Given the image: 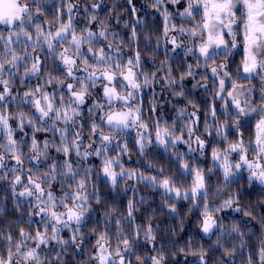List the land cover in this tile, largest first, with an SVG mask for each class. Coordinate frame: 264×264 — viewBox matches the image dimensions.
<instances>
[{
	"label": "clouds",
	"instance_id": "clouds-1",
	"mask_svg": "<svg viewBox=\"0 0 264 264\" xmlns=\"http://www.w3.org/2000/svg\"><path fill=\"white\" fill-rule=\"evenodd\" d=\"M21 4H27L29 7L32 8V19L29 20L27 23L34 29L33 39L31 41V45L25 48V38L27 33H22L19 37V41L15 44H19V47L11 46L7 51L4 49L0 51V65H3L8 69V71H4L2 75H0V85H3L4 82H7V87L9 89H13L16 87L15 83V76H19L20 85L25 86V80L29 77L32 78H40L43 83L39 84L38 86L34 87H27L23 93H17L16 95L11 94L10 97H7L4 101H0V116H3L8 122L9 125L10 121L15 120L17 127H12V134L13 138H15L17 132H21L24 135L20 137L19 140L16 139V144L11 147L9 146L8 137L6 132L2 127H0V182L8 181L9 186L12 190L13 196H20L19 193L24 191L25 188L31 187L27 184V180H23L20 184H16L15 180L17 176L21 177H31L35 183L41 184L45 193L52 190L54 184L60 185V192L61 195L56 196V203H57V211L63 212L64 209L59 205L62 203H67L69 206H73V201L71 200V196H73L76 192H80L81 197H87V203L84 205V219L81 224H70L66 228H62L63 230H68L72 237H76V244L79 245V242H82L86 236V233L82 231V228L86 222V219L89 216L90 212H94V205H104L105 198L102 197L99 192L97 191V181L93 180V172L94 169L92 166L88 165L87 160L90 156H96L95 152L93 151V145L95 144V149L100 151L102 154L99 156L101 162L105 159L111 160L115 165L116 172L119 174L121 171L124 172L123 176H120V182L116 185H113L109 180L106 183L109 184L113 193H116L118 185L122 191L126 192L129 185L128 181L133 179H139L141 175L147 177V179L142 180L141 182H147L149 186L155 190L159 187V182L154 185L151 182V174H145L141 172L139 168H127L124 166L122 161V157L119 153L127 154L129 152V146L127 144V133L129 130H133L136 132L143 133L144 140H143V149L138 145L140 154L144 157L145 162L149 168L156 169L157 172H161L163 169L164 176H168L171 178L172 182L175 183L177 187L180 188L181 192H188L189 195L187 198L181 197L180 199L175 198L172 195L166 194L163 190V197L165 206L170 210L171 214L176 215L179 217V210L177 207V202L179 200H183L189 202V209L188 212L190 213L192 209L201 206V196H203V203H202V213L207 205L209 207V202H216L215 206L211 208L212 215L233 207L239 204L237 200L238 189L235 188L234 182L238 180V174L241 170H237L235 165L239 163V157L237 153L231 151V145L243 143L244 149L247 150V156L255 160L257 153L254 151L256 148L255 144V136H250L245 138L243 133L241 132V125L240 121L246 116H250L255 114L256 122L264 118V73L258 74V79L260 81V101L257 103H253L252 99V91L253 87L249 84L248 87L244 89H240L239 87L236 90V94L238 95L240 101H242V106L245 107L246 113L244 115L240 114L237 110L229 111L226 107L224 109L225 115L224 118H220L217 114L213 115L212 110L209 109L208 111V119L205 120L202 129L198 127L197 120L194 119L200 110V105L195 101L194 98H190L189 94L185 88V86L181 83L187 75L185 72L182 74L179 79L172 75V68L169 65L168 59H164L160 61V68L158 71L164 70L165 74L161 77H157L155 72H147L142 70V62L139 60V64L135 63L137 53L132 56L125 58L124 56V49H131L135 52L136 43L138 39V33L136 31L131 32V37L127 43L123 40L122 37L117 36L113 32H109V24L108 20L101 19L98 14L89 13L88 14V22L91 24L92 22L99 23V31L95 32V38L91 43L86 42L81 49L80 55L76 56V54L72 51L65 53L67 55L74 56L75 59L78 61H82L77 63L75 70L72 73V76L67 74V69L64 66V73L61 75H53L52 71H45L41 74L40 66L37 69L33 68V58L32 54L34 52H39L43 50L44 45L42 42L37 43L35 33L40 31L41 26L43 27L41 22L36 20L37 14L36 9L33 6V0H20ZM52 0H40V12L43 13V3H51ZM62 3H66L67 0H61ZM102 0H94L92 3V7L94 5H99ZM170 3V0H162L159 5L154 4L153 0L149 4L150 7H158L163 5L164 3ZM76 3H79V0H76ZM96 8V7H93ZM164 12V11H163ZM50 25H57L60 26V18L57 16L55 17L54 21L48 22ZM200 20L195 21L192 26H188L187 24H181L177 31L180 34L187 35L188 39L186 41H180L178 37L172 36L171 39H176V44L179 47L184 45V53L185 55H192L195 52L196 44H194L190 39L189 35L190 32L188 31L191 29L195 24H199ZM168 24L169 30L165 35H169L172 28V14L169 13L168 15ZM125 27L128 26L127 22L124 24ZM56 27V28H58ZM55 28V29H56ZM183 28L185 31L184 33L180 32V29ZM88 27H84L77 31V36L87 37ZM55 31V30H54ZM53 31V32H54ZM2 33V32H0ZM44 35L48 34L43 27ZM103 33V35H102ZM4 34V33H3ZM6 39L7 34H4ZM144 39L146 41L149 40V36L146 34ZM103 40L107 47L108 51L105 50L106 59L101 64L98 62L97 58L89 53L87 50L89 48L93 49V51L104 48L99 41ZM159 41L160 38L157 37ZM70 43H62L60 47L55 48L53 50L48 51L51 56L60 61V53L64 51V49H71ZM15 50L17 56L20 59V66L15 67L13 66L10 61L12 58V50ZM86 49V51H85ZM230 54L232 49L227 50ZM225 50L222 51V54L215 58L214 62L211 58L208 60L203 59L202 63H198L196 65H191V72L192 76H195V68H207L210 67L215 68L217 70V74L215 77L231 79V81H235L236 79L233 78L229 71L226 69L228 68L227 57L230 55L224 54ZM151 57L156 59V53L152 52ZM27 57V59H25ZM128 60H132L133 63V70L137 77V82L140 84V88L134 92L132 98H130L129 103L125 105L122 102L113 101L111 105H109L102 96H97L94 94V89L97 87L103 88V82L98 81L95 85H91L90 81L87 80L88 75L93 71L97 74L107 70L112 71L113 65L119 61L121 69L127 66ZM22 65V67H21ZM223 65V67H221ZM83 72V76H77L76 73ZM227 73V77H225L224 73ZM119 75V71L116 73ZM160 79L164 80L163 87L171 93L173 98L181 99L183 98L187 105L191 106V111L187 106H177L172 105L173 108L176 109L174 118L171 123L168 121H157L154 117L145 118L142 114V105L139 102V93L142 89L151 87L154 83H159ZM71 84L73 90L80 92L84 91L86 98L92 100V105L88 109V115H84L83 106L86 103V99L83 103H75L72 98V94L68 91V85ZM50 85H55L57 92L51 93L47 89ZM60 88H66L67 94L63 92H59ZM198 88H203L206 92L211 95L215 96L219 92V86L215 83L212 84V90L208 92L209 89V81L205 76L201 80H196V82L192 85L193 91ZM39 89V91H37ZM121 96H126L131 89L127 88L126 86L120 87L118 89ZM31 92L33 94L32 99H29L25 93ZM45 95L52 97V104L54 107V111L50 114L47 119H41V113L36 111L34 107L33 100L40 99L42 103L44 102ZM169 103H171L169 101ZM12 104L13 109H9L8 105ZM149 104L155 108L160 106L161 102L158 98H153L149 101ZM24 105H28V109L25 110ZM99 105L100 107H97ZM131 108L134 112L139 111L140 113V120L136 126L129 125L126 129H118L115 126H110L107 124V115L109 112H119V111H128ZM67 109L66 119L67 123L64 122V113ZM59 112L60 116H57L56 113ZM78 113V114H77ZM88 121V129L85 131L83 122ZM96 125V135L98 139H93V134L91 132L92 125ZM140 125H145L146 127H140ZM159 126L161 129L167 127L168 129V139L167 144L162 145L156 142V135L155 129ZM25 128H31V137L30 139H25L28 137V133L25 132ZM234 130L236 133L235 138L229 136V131ZM37 133H50L51 138L46 139L43 143L38 142L36 139ZM85 135H87V141L84 140ZM58 136V139L56 138ZM101 136H109L111 137L110 143H105L99 137ZM153 136L155 139V144L159 148L164 150L166 156H169L171 160H174L178 165L176 171L169 173L166 168H162L155 159L151 158L147 153V149L153 145ZM206 137H214V143L211 148V159L213 161L212 165L205 169V167L199 163L195 156L189 159V154H196L198 153L199 159L203 160L205 158V151L201 150L198 146L199 141H203L205 146L208 144V139ZM36 143V149L33 148V143ZM119 144L120 146L116 149L117 154L111 155L110 150L112 149L113 145ZM184 144L188 151L184 152L181 151L178 145ZM127 145L126 151L124 150L123 146ZM65 149L68 150V153L75 156V160L69 159L68 155H65ZM106 149V151H105ZM53 151L56 154L62 155L65 159L58 160L55 155H52ZM216 151L219 153L221 157L227 156L233 165L231 173L228 177H225L224 170L220 167V164L213 160L212 152ZM85 154H88L87 158H85ZM235 154L236 158H233ZM19 157L21 163L19 165L11 164V161H15V157ZM119 161V163H117ZM264 163V160L261 161ZM182 163L188 164V171H185L183 168L180 167ZM101 167V166H100ZM118 169V170H117ZM217 169H219L220 174L217 175ZM192 170H198L200 173L203 174L205 177V187L203 191L197 196L195 199L191 196V188L193 186V176ZM179 172L183 176L191 175L192 179L190 183H185L183 181H178L176 179V172ZM248 171V170H247ZM130 172H135L136 177L133 179H128V174ZM11 174V175H9ZM103 174L99 169L95 170V175L97 180L99 179L100 175ZM209 176H214L215 180L209 182L206 178ZM250 173L248 171V181L249 186L254 179H250ZM122 178V180H121ZM260 184L261 188H264V183L256 181ZM83 183L84 187L81 188L80 185ZM21 197V196H20ZM24 198L31 197L34 201V208L37 209L40 206H43L41 201H47V196L40 197V194L36 192L35 188H32V195L31 196H23ZM67 197V199H65ZM132 202L136 209V204L141 203V201H137L134 203L132 200L128 201ZM231 202V203H229ZM15 204V200L13 201ZM76 204H79L80 201H76ZM219 209V211H216ZM33 209H29V213L32 212ZM235 211H242V207L237 206L234 209ZM17 211H20L19 207H17ZM155 212V210H153ZM247 215H251V209L246 212ZM3 214V207H2V198H0V215ZM23 215V213H21ZM113 217L115 219L116 229L115 232H110L108 230H98L93 228L92 231L95 232L98 237L101 234L107 236V244L112 251V259L118 261L120 257L115 255L116 249L119 247L121 252L125 253V248L122 243L124 239L129 240V246L126 249V252L130 255H135L134 253V245L136 244L137 240V233L141 231L139 225L133 224L131 228L127 227L125 221L128 220L127 216L117 215V208L113 206H107L106 210H103V222L105 229H108L112 223ZM134 219V218H133ZM27 223H31V215L28 217ZM50 223V222H49ZM151 224V220L149 221V225ZM75 225V227H73ZM262 228H264V222L261 224ZM180 230H183L184 224L183 222L179 225ZM149 228L151 231L149 232ZM221 228V235L223 236L225 233L228 236H232L233 234L237 237L236 241H233V247L229 250L227 247H224V251L228 252L229 255L232 252L236 251L238 248L245 247V236L241 234V228L238 224L233 223L231 225H220ZM23 229L24 236L20 235L21 230ZM60 232V239L63 240V243L55 242L56 245L61 249L66 251L67 247L72 242L71 240L63 239ZM143 239L146 243L151 244L152 242L157 240V232L151 226L145 227L143 230ZM11 235L10 233H0V240L6 241V251L9 247L12 250L13 256V264H54L52 259H49L45 256H42L39 253L38 261H31L26 262L23 253L29 250H36L37 246L34 241V235L31 234L28 230L24 228H19V236L13 237L11 244H9L7 237ZM51 234L49 233V236ZM111 241V242H110ZM51 242V241H50ZM262 245H264V240L261 241ZM17 244L20 245V248L17 249ZM214 245H220L223 247L222 241L218 238L214 241ZM97 246V244H96ZM155 255H135V262L136 264H154V261L157 264H165L166 258L169 255L175 256L176 252H166L163 249H154ZM180 252H185V255H193L201 257L205 255V250L200 248L199 250H195L189 248L185 250L184 248L179 249ZM56 256L58 257L55 260V264H65L62 257H60V253H57ZM0 258L7 260L8 258V251L7 257L0 255ZM93 255L91 253L88 254V257L82 264H92ZM126 264V262H125ZM197 264H201V260L197 262ZM220 264H223L221 261ZM242 264H252L251 260H244Z\"/></svg>",
	"mask_w": 264,
	"mask_h": 264
},
{
	"label": "trees",
	"instance_id": "trees-1",
	"mask_svg": "<svg viewBox=\"0 0 264 264\" xmlns=\"http://www.w3.org/2000/svg\"><path fill=\"white\" fill-rule=\"evenodd\" d=\"M183 1V3L181 2ZM180 0L181 4H171L164 3L158 7H150L149 4L152 0H102L99 3V7L93 8L92 3L94 0H79V3H76V0H70L72 4L75 5L72 17L73 23L79 31L84 27H88L93 32L99 31V23L88 22V14H98L101 19H107L109 24V32L115 33L117 36L123 38L125 43H127L131 37V32L136 31L138 33V39L136 43L135 52L131 49H124L125 58L132 57L136 53H139L140 60L142 62V70L149 73L155 72L156 76L159 78L165 74L164 70L158 71L160 68V61L168 59L169 65L172 68V75L179 79V77L188 71L189 65H196L202 63L203 59L199 57L198 54L193 53L192 55H185L184 45L181 47L173 48L171 52L172 36H175L177 30L172 29L169 35H165L166 21L163 16L164 7L165 9L172 14V23L177 28L181 24H187L192 26L195 23V20H200V15H196V19L189 21L187 19H182L180 13L186 8V3ZM43 13L44 15L36 17L38 22H41L46 31H54L57 25H50L49 21H54L55 17L60 16L62 22H67L68 13L66 10V3H62L61 0H52L51 3H43ZM127 22L128 26L125 27L124 24ZM238 27L241 29L242 24L238 23ZM31 32H34V29L29 27ZM11 31L10 28L0 27V32L7 34ZM149 36V40L144 39L145 35ZM184 35V34H183ZM157 37L160 40H157ZM176 37V36H175ZM180 41H186L188 37H178ZM226 39H231L226 36ZM198 41V40H196ZM31 44V42H28ZM99 43L105 47V50L108 51V47L103 40H100ZM194 43V42H193ZM243 39L242 33L237 36V47L232 49L231 54L227 57L228 68L230 75L236 79V83L239 84H248L251 83L254 86L256 85V78L247 79L239 78L241 71V61L244 58L243 50ZM13 47H19V44H14ZM57 47H60L57 44ZM3 50V47L0 46V51ZM86 51V49H85ZM156 53V59L151 57V53ZM222 54V51L213 55L217 58ZM32 58H38L41 74L45 71H52L53 75H61L64 73V66L59 60L54 59L49 53L46 46L43 47L42 51L34 52ZM79 63V61H78ZM22 67V65H21ZM77 75V73H76ZM78 76V75H77ZM207 77L209 81L208 92L212 90V84L215 83L217 86L219 83L213 77L211 73V68H195V76H187L181 83L185 86L189 97L194 98L195 101L200 105V110L197 115L193 117L197 120L198 127L202 129L203 124L206 119H208L209 109L215 110L217 116L221 119L225 115V107L232 111V108L226 102L225 97H219L215 95L214 97L209 95L205 89L198 88L195 91L192 89V85L196 80H201L204 77ZM238 76V78H237ZM79 77V76H78ZM16 87L12 89L13 95H16L18 92L23 93L27 87L38 86L43 83L40 78L29 77L25 80V86L20 85L19 76H15ZM232 81L226 86L228 92L231 89ZM164 80L160 79L159 83H154L151 87L142 89L139 93L141 97L139 99L140 104L142 105V114L145 118L154 117L157 121H168L172 122L176 109L172 105L177 106H187L191 111V106L187 105L186 101L181 99L173 98L171 93L168 92L164 87ZM2 87V86H0ZM51 93H56L57 89L55 85H50L47 89ZM94 94L97 96H102L100 90L95 88ZM59 92L67 94L66 88H60ZM153 98H158L161 102L160 106L153 108L149 101ZM169 101L171 103H169ZM92 105V100L86 98V103L83 106L84 115H88V109ZM10 111L14 110L13 105H8ZM28 105H24L25 110L28 109ZM12 127H17L16 121H10ZM85 131L88 129V121L83 122ZM255 122L250 121L241 126V132L245 138L254 136L255 131ZM25 132L28 133V137L25 139H30L31 137V128H25ZM24 134L17 132L15 138L20 139ZM229 136L235 138L236 133L234 130L229 131ZM154 137V136H153ZM51 138L50 133H37L36 139L38 142L43 143L44 140ZM58 139V136L56 137ZM88 137L85 135L84 140L87 141ZM93 139H98L97 136H93ZM137 136L127 133V144L129 146V152L127 154L119 153L122 157L124 166L127 168H139L141 172L145 174H151L153 176L163 177L164 173L157 172L154 168H149L147 163L144 160V157L141 156L138 144L136 143ZM208 139V144L206 145L205 158L203 160L199 159L198 154H189V159L193 156L202 164L205 169L211 166L210 157H211V148L214 143V137H206ZM120 145H113L110 150L111 155L117 154L116 149ZM96 145H93L95 148ZM179 149L184 151V145H178ZM185 152V151H184ZM149 156L156 160V162L162 167L166 168L169 173L176 171L178 165L174 160H171L169 156H166L164 150L156 146L153 142V145L147 149ZM52 155H55L58 160H63L65 157L62 155L56 154L54 151ZM69 159L75 160V156L71 155ZM88 165L92 166L94 169L93 180L97 181V191L99 194L105 198L104 205H94V212H90L86 222L82 228V231L86 233L85 238L82 242H79L77 246L76 243H70L67 247V250H61L54 241L49 242L47 245H42L39 253L42 256H45L49 259H52L54 264L55 260L58 258L57 253H60V257L63 258L65 264H82L88 257V254L91 253L93 257L97 254V239L98 235L92 231L93 228L98 230H108L110 232H115L116 225L115 219L113 217L112 223L108 229H105L103 222V210H106L107 206H113L117 208V215L127 216V206L128 201L132 200L134 203L141 201V203L136 204V210L133 213L134 219H128L125 221L127 227L131 228L133 224L139 225L141 231L138 232L136 244L134 245L135 255H155L154 249H163L166 252H176L175 256L169 255L166 258L165 264H197L200 260L199 256L185 255V252H180V248L185 250L192 248L199 250L203 248L205 250V255L203 257L204 264H220L222 261L223 264H242L244 260H251L252 264H261L260 251L264 248L261 241L264 240V228L261 224L264 222V188H261L260 184L256 181L251 183L249 186L248 181V172L245 170L239 175L238 180L234 182V187L238 189L237 200L239 201L238 205L225 209L216 213L214 218L217 220L218 227L213 229L211 234L208 237H204L200 234L201 222L203 220V213L201 210L203 203V196H201V206H198L189 213V202L179 200L177 202V207L179 210V217L170 213V210L165 206L163 191L160 188L153 190L147 182H141L139 180H129L128 189L126 192L122 191L118 185L116 193H113L109 184L106 183V180L100 175L99 179L95 175V170L99 169L101 166V159L97 156H90L87 160ZM11 164H15V161H11ZM220 172L217 169V175ZM11 175V174H9ZM24 180H27V177H23ZM176 179L178 181H183L185 183L191 182V175L183 176L178 171L176 172ZM209 182L215 180L214 176H209L206 178ZM122 180V179H121ZM52 191L57 195H61L60 185L54 184ZM0 198H2V207L3 214L0 215V233H10L13 237L19 236V228H24L28 230L31 234L35 235L36 231L44 230L43 221L46 219L43 216L36 215V209L34 208V201L31 197L24 198L20 196H13L12 190L9 186L8 181L0 182ZM15 200V204L13 201ZM216 202H209L210 209L215 206ZM242 207V211H235V207ZM19 207L20 211H17ZM251 209V215H246L245 213ZM29 209H33L29 213ZM155 210V212H153ZM23 213V215H21ZM31 215V223H27L28 217ZM151 224L149 225V221ZM183 222V230H180V223ZM233 223L238 224L241 228V234L245 236V247L238 248L236 251L232 252L229 255L228 252L224 251V247H227L229 250L233 247V241L237 240V237L233 234L228 236L226 233L221 235L220 225H231ZM151 226L157 232V240L151 244L146 243L143 239L142 230L145 227ZM75 227V225H73ZM63 239L71 240L72 234L68 230H63L61 232ZM220 239L223 243V247L220 245H214V241ZM111 242V241H110ZM6 241L0 240V255L7 257V251L5 248ZM135 255H130L125 252V262L126 264H136ZM92 264H96V261L93 259Z\"/></svg>",
	"mask_w": 264,
	"mask_h": 264
},
{
	"label": "snow or ice",
	"instance_id": "snow-or-ice-1",
	"mask_svg": "<svg viewBox=\"0 0 264 264\" xmlns=\"http://www.w3.org/2000/svg\"><path fill=\"white\" fill-rule=\"evenodd\" d=\"M131 2V0H130ZM154 4L159 5L162 0H153ZM180 0H170L171 4H178ZM33 6L36 9L37 17L44 15L40 12V0H33ZM75 5L67 0L66 10L68 13L67 22H62L60 20V26L55 29V31H48L47 35L43 33V27L41 26L40 31L35 33L37 43H43L47 45L49 50H53L57 47V44L61 45L62 43H70L71 49H64L60 53V62L68 70L67 74L72 76L73 71L76 68L78 60L72 55H67L69 51H72L76 56L80 55L82 46L88 42L91 43L95 38V33L90 29H87L88 36L85 38L83 36H77V29L73 23L72 12ZM93 7H99V5H94ZM200 15V23L195 24L188 31L190 32L189 39L196 43L195 51L199 53L200 57H203L205 60L211 58L214 62L215 57L212 55L214 50H225L224 54L229 55L228 49H235L237 47V36L241 33L243 34V44H244V58L241 61L243 66V71L245 74L251 76L257 72L264 73V0H187V7L182 13H180L182 19H187L193 21L196 19V15ZM163 16L166 21L165 32L169 30L168 24V15L169 12L165 10ZM60 18V16H58ZM32 19V8L27 4L22 5L20 0H0V25H7L10 27L11 31L7 33L5 39L4 34L0 33V46L7 51L11 46L19 41V37L22 33H27L25 38V48L30 46L28 42H31L33 39V33L29 30L28 21ZM238 23L242 24L243 27L240 29ZM176 26L171 25V28L174 29ZM184 29L181 28L180 32L184 33ZM103 35V33H102ZM230 37L231 39H226ZM172 44L175 47H178L176 44V39L171 40ZM93 56H95L99 63H103L106 59L105 49L99 48L95 51L89 48L87 50ZM20 57L16 55L15 50H12V58L10 63L15 66H20ZM27 59V57H25ZM140 56L139 53L136 55L135 63L139 64ZM82 61H79V63ZM133 61L128 60L127 66L123 69L120 67L119 61L113 65L112 71H103L100 74H97L95 68L88 75L87 80L90 81L91 85H95L98 81L103 82L102 88V98L111 105L113 101L122 102L125 105L129 103L130 98L133 97L134 92L140 88V84L137 82L136 74L133 70ZM40 66L38 58H33V68L38 70ZM223 67V65H221ZM4 71H8L6 67L0 65V75ZM119 71V75H117ZM213 76H216L217 70L215 68L211 69ZM187 76H191V65L188 66ZM227 77V73H224ZM219 92H225L226 90V79L219 78ZM0 101H4L7 97H10L12 94V89L7 87V82H4L3 85H0ZM126 86L131 89L126 96H121L118 89L120 87ZM231 87L233 91L228 92V96L232 100V104L235 109L242 115L246 113L245 107L242 106L241 101L236 94V90L239 87L235 81L232 82ZM39 91V89H37ZM68 91L72 94L73 101L75 103H83L86 99L84 91L77 92L73 90L71 84L68 85ZM25 95L32 99L33 94L31 92L25 93ZM34 107L36 111L41 113V119H47L50 114L54 111L52 104V97L45 95L44 102L40 99L33 100ZM97 107H100L97 105ZM67 109L64 113V122L67 123L66 119ZM78 114V113H77ZM212 114L215 115V110H212ZM57 116H60V113H56ZM140 120L139 111H133L129 108L128 111H119V112H109L107 115V124L110 126H115L118 129H126L131 124L136 126ZM0 127L4 129L8 137L10 149L16 144V139L13 138L12 126L9 125V122L3 117L0 116ZM140 127H146L145 125H140ZM91 132L93 136L96 135V125H92ZM156 142L162 145L167 144L168 139V129L167 127L161 129L159 126L155 129ZM255 144L256 148L254 151L257 153L256 159L252 160L247 156V150L244 149L243 143L231 145V151L238 154L239 163L235 165L237 170L247 168L250 173V179H254L261 183H264V163L261 161L264 160V118L259 119L255 125ZM103 142L110 143L111 137L101 136L99 137ZM143 133L137 132L136 143L143 149ZM198 146L201 150L205 149V144L203 141H199ZM37 145L34 142L33 148L36 149ZM126 151L127 145L123 146ZM95 155L99 157L102 153L93 148ZM106 151V149H105ZM65 155L70 157L68 150L65 149ZM88 154H85L87 158ZM64 157V156H63ZM212 158L214 161L220 164V167L224 170L225 177L232 171L233 165L231 164L227 156L221 157L218 152H212ZM15 162L17 165L21 163L19 157H15ZM119 163V161H117ZM2 167V165H0ZM185 171H188V164L182 163L180 165ZM100 171L103 175L113 184L116 185L120 182V176L124 175V172L121 171L119 174L116 172L115 165L111 160L105 159L101 162ZM163 169H161V173ZM193 176V186L191 188V196L195 199L203 191L205 187V177L198 170H192ZM136 177L135 172H130L128 174V179H133ZM139 179L145 180L147 177L141 175ZM24 180L23 177L17 176L15 183L20 184ZM159 182V187L164 190L166 194L172 195L177 199L181 197L187 198L188 192H181L180 188L172 182L171 178L168 176H152V184ZM27 184L31 187L25 188L24 191L20 192L21 197L27 195H32V188H35L36 192L40 194V197L47 196V201H41L43 206L38 207L36 210V215L45 217L43 221L44 230L36 231L34 235V241L36 243V250H29L23 253V257L26 262L38 261L39 259V250H41L42 245L49 244L50 241L63 243L64 241L60 239V232L62 228H66L70 224L79 225L84 219V205L87 203V197H81L80 192H76L71 196L73 201V206H69L67 203H62L59 206L64 209L63 212L57 211L56 196L51 190L47 193L44 192L41 184L35 183L31 177L27 178ZM81 188L84 187L83 183L80 185ZM67 199V197L65 198ZM76 201H80L79 204H76ZM231 203V202H229ZM134 204L130 201L127 206V217L128 219H133V213L135 211ZM216 211H219L217 209ZM247 215V213H245ZM50 222V223H49ZM217 220L212 215V210L205 206L203 211V220L201 222V230L205 234H210L213 229L217 228ZM151 228H149V232ZM49 233L51 234L49 236ZM139 233H137L138 235ZM20 235L23 237V229L20 232ZM9 244H11L12 236L7 237ZM107 236L101 234L97 239V254L93 257L96 261V264H125L124 253L121 252L120 248L116 249L115 255L120 257L118 261L112 259V251L107 244ZM72 242H76V237H72ZM125 252L129 246V240L124 239L122 241ZM20 248V245L17 244V249ZM8 258L4 260L0 258V264H13V256L11 247L7 249ZM261 264H264V248L261 249L260 253ZM201 264H204L203 255L200 257ZM154 264H157L154 261Z\"/></svg>",
	"mask_w": 264,
	"mask_h": 264
},
{
	"label": "rangeland",
	"instance_id": "rangeland-1",
	"mask_svg": "<svg viewBox=\"0 0 264 264\" xmlns=\"http://www.w3.org/2000/svg\"><path fill=\"white\" fill-rule=\"evenodd\" d=\"M182 3H183V1H181ZM185 3H186V7H187V1H184ZM179 4H181L180 2H179ZM164 10H166L165 9V7H164ZM199 14V13H198ZM195 21H198V20H195ZM0 27H2V28H10L9 26H7V25H0ZM242 27H243V25H242ZM242 29V28H241ZM174 30H177V27H175L174 28ZM95 33V32H94ZM241 33H242V31H241ZM169 36H172L171 34H169ZM175 36L176 37H187V35H183V34H180L178 31H176L175 32ZM242 39H243V34H242ZM199 41H194V44H196V43H198ZM170 48H171V52L173 51V48H174V45L172 44V47L171 46H169ZM243 50H244V46H243ZM221 51H223V49H220V50H214L213 52H212V55H215V54H217V53H219V52H221ZM195 54H198L199 55V53L198 52H194ZM200 57V56H199ZM202 59H204L203 57H201ZM212 73V72H211ZM260 72H257V73H255V74H252L251 76H249V75H247V74H245L244 73V71H243V66H242V64H241V71H240V74H239V78H247V79H253V78H256V85L257 86H254V84L252 85L251 83H248V84H239V83H237V85L239 86V88L242 90V89H244V88H246V87H248L249 86V84H251L252 86H254L253 87V91H252V99H253V103H257V102H259L260 101V91H259V87H260V81H259V79H258V74H259ZM77 75L78 76H83L84 75V73L83 72H78L77 73ZM214 78H215V80L219 83V80L217 79V77H215V76H213ZM237 78H238V76H237ZM230 83V79H226V86L228 85ZM98 89L100 90V92H101V94H102V88L101 87H98ZM230 91H233V89L231 88V89H229L228 90V92H230ZM228 92L227 91H225V92H223V93H220V95H219V97H225V99H226V102L228 103V105L232 108V111L234 112L236 109H235V107H234V105L232 104V100H231V98L228 96ZM141 97L139 96L138 97V99H140ZM241 104H242V101H241ZM250 121H254L255 122V125H256V117H255V114H253V115H250V116H246V117H244L243 119H241V121H240V125L242 126L243 124H245V123H248V122H250ZM254 131H255V127H254ZM128 133L129 134H133V135H135V136H137V134H136V132L135 131H133V130H129L128 131ZM153 142L155 143V139H154V137H153ZM181 145H184V144H181ZM184 151L185 152H187L188 151V149H187V147L184 145ZM182 151V150H181ZM196 154H198V153H196ZM233 158L235 159L236 158V156H235V154L233 155ZM210 162H211V165H212V163H213V161H212V159H211V157H210ZM118 170V169H117ZM219 170V169H218ZM247 171V168H243V169H241V171H240V173L238 174V176L239 175H241V173L243 172V171ZM248 172V171H247ZM102 177L107 181L108 179L102 174ZM122 179V178H121ZM133 180H138V179H133ZM258 183V182H257ZM161 189V188H160ZM162 191H163V189H161ZM43 231V230H42ZM200 234L202 235V236H204V237H208L210 234H205L202 230H201V228H200Z\"/></svg>",
	"mask_w": 264,
	"mask_h": 264
}]
</instances>
